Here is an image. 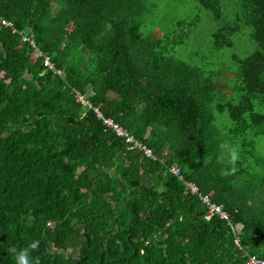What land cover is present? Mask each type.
I'll return each mask as SVG.
<instances>
[{
    "label": "trees",
    "instance_id": "16d2710c",
    "mask_svg": "<svg viewBox=\"0 0 264 264\" xmlns=\"http://www.w3.org/2000/svg\"><path fill=\"white\" fill-rule=\"evenodd\" d=\"M197 1L220 23L213 49L243 27L257 43L202 85L228 94L225 134L192 92L200 75L168 62L183 36L133 55L146 0H0V264L25 249L32 264L264 260V0H236L232 21L223 0Z\"/></svg>",
    "mask_w": 264,
    "mask_h": 264
},
{
    "label": "rangeland",
    "instance_id": "374dc122",
    "mask_svg": "<svg viewBox=\"0 0 264 264\" xmlns=\"http://www.w3.org/2000/svg\"><path fill=\"white\" fill-rule=\"evenodd\" d=\"M153 2L155 6L152 5ZM145 4L144 13L139 18L140 33L145 43L142 47L139 44L137 49L134 48L133 55L138 62L142 61L150 50L142 48L156 46L165 33H171V37L183 36L184 43L168 46V49H172L168 53V62L177 71L181 67L187 71H195L197 76L200 75L202 79L199 78L195 83L197 86L193 87L192 92L207 105L208 114L214 119L212 127L220 134L227 133L233 123L229 114L219 112L218 108L228 101V94L222 90V87L218 89L214 86L213 91L207 92L202 85L209 75L213 77L210 80L213 84L216 81L217 84L221 83L220 79L223 81V77H232L237 63L235 59L243 60L256 53L258 48L257 43L252 39V28L243 27L240 33L234 36V44L231 48L217 50L213 49L211 38L219 29L220 23L197 0H146ZM238 13L239 6L236 0H223V14L226 21L234 20ZM195 19L197 22L194 26H178L179 22L187 24ZM161 35L163 36L160 37ZM254 107L257 113L264 114V105L256 102ZM253 139L257 154L264 158V135L254 136ZM245 179L248 181L247 177L239 180L234 188L241 191L240 186ZM248 203L253 204L252 200H248Z\"/></svg>",
    "mask_w": 264,
    "mask_h": 264
},
{
    "label": "built area",
    "instance_id": "2783aa9c",
    "mask_svg": "<svg viewBox=\"0 0 264 264\" xmlns=\"http://www.w3.org/2000/svg\"><path fill=\"white\" fill-rule=\"evenodd\" d=\"M0 21H1V23H2L3 25L11 26V24L8 23L7 21H4V20H0ZM46 64H47V66L50 67L51 70L54 69L53 66L50 65L49 59H47ZM101 116L103 117V115H101ZM106 123H107L108 125H110V127H115V128L118 130V132H119L120 135H124V134H125L123 128L120 127L119 125L115 124V122H114L113 120H106ZM131 141H132L133 143H138V145L143 146V147L146 149V153H147L148 155H151V154H152L151 150L148 149L146 146H144L142 142H140V141H136V140H134V139H132ZM175 173H178V170H175ZM187 185H189V188L193 191V193H199V192H200L199 187H198L196 184H187ZM204 200H205L206 202H208V203H211V198H210V196H205V197H204ZM212 208L215 209L216 211H218L219 213H223V215L225 214V212H222L220 208H218V207H216V206H214V205H212ZM235 243H236L238 246L240 245L238 239L235 240ZM248 264H264V260L257 259V258H255V257H251L250 260L248 261Z\"/></svg>",
    "mask_w": 264,
    "mask_h": 264
},
{
    "label": "clouds",
    "instance_id": "9594fccd",
    "mask_svg": "<svg viewBox=\"0 0 264 264\" xmlns=\"http://www.w3.org/2000/svg\"><path fill=\"white\" fill-rule=\"evenodd\" d=\"M38 243H39L38 241L33 242L30 245V247L34 249V248L37 247ZM17 264H32V261L30 260L29 255H28V251L26 249L22 250L18 254V256H17ZM36 264H39L38 259L36 260Z\"/></svg>",
    "mask_w": 264,
    "mask_h": 264
}]
</instances>
